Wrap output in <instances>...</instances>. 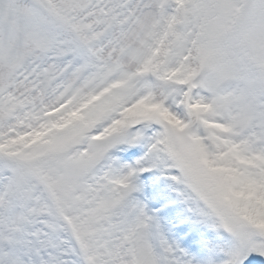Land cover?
I'll return each instance as SVG.
<instances>
[{"label": "snow or ice", "instance_id": "snow-or-ice-1", "mask_svg": "<svg viewBox=\"0 0 264 264\" xmlns=\"http://www.w3.org/2000/svg\"><path fill=\"white\" fill-rule=\"evenodd\" d=\"M0 264H264V0H0Z\"/></svg>", "mask_w": 264, "mask_h": 264}]
</instances>
